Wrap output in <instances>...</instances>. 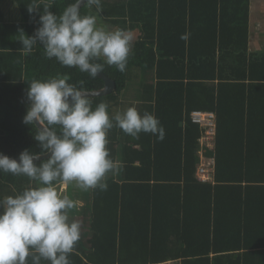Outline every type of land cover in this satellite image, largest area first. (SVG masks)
<instances>
[{"label":"trees","instance_id":"16d2710c","mask_svg":"<svg viewBox=\"0 0 264 264\" xmlns=\"http://www.w3.org/2000/svg\"><path fill=\"white\" fill-rule=\"evenodd\" d=\"M4 1L0 154L19 159L25 150L42 152L35 126L23 122L34 80L68 75L70 84L84 81L86 91L100 90L104 82L48 59L39 42L25 55L18 32L33 37L42 26L43 9L30 14L33 0H12L21 17L8 22ZM76 2L54 0L51 11L62 15ZM249 2L101 0L102 11L87 4L80 10L97 16L106 30L140 31L125 72L103 58L96 61L115 81L116 91L93 98V111L106 103L114 117L128 82L141 72L138 111L154 114L165 138L141 133L135 139L118 127L109 132L110 158L123 167L118 175L109 174L106 191L90 192V236L81 235L68 257L71 264H264V55L249 52ZM193 111L216 114L214 148L204 152L214 159L210 183L196 178L203 130L191 121ZM36 186L27 176L0 170V201ZM86 195L89 191L69 185L73 213L79 211L78 198Z\"/></svg>","mask_w":264,"mask_h":264},{"label":"clouds","instance_id":"9594fccd","mask_svg":"<svg viewBox=\"0 0 264 264\" xmlns=\"http://www.w3.org/2000/svg\"><path fill=\"white\" fill-rule=\"evenodd\" d=\"M82 3L102 11L101 0H77L58 16L51 11L54 0H33L28 12L39 13L42 8V26L33 37L19 30L21 51L28 55L39 42L48 59L55 58L64 67H78L93 78L104 72V66L96 62L101 58L108 66L125 72L133 52V35L98 26L97 16L81 15ZM70 79L64 75L43 82L34 80L27 91L30 106L23 122L35 126L34 139L42 152L25 150L19 163L0 154V170L27 176L37 183L22 194L0 201V264H28L29 258L33 264H41V260L71 264L68 257L81 239L82 226L70 222L69 213L76 208V202L62 196L58 186L107 190L109 174L118 175L123 167L120 161L110 158L108 150V135L114 127L135 139L141 133L158 135L161 141L165 138V130L155 115H141L136 107L114 117L109 115L106 103L93 111L84 81L77 86L70 84ZM43 153L50 154V158L38 166L34 161L40 160Z\"/></svg>","mask_w":264,"mask_h":264},{"label":"crops","instance_id":"0c3cea01","mask_svg":"<svg viewBox=\"0 0 264 264\" xmlns=\"http://www.w3.org/2000/svg\"><path fill=\"white\" fill-rule=\"evenodd\" d=\"M2 10H4L7 21H18L21 17L19 15L17 5L12 0H5L2 5ZM133 37L134 41L138 39L140 36L139 30H134L130 32ZM7 41L5 38L0 36V46H5ZM2 50V49H1ZM249 52L256 56L264 55V0H250L249 2ZM139 72V80L136 85H133L129 89L125 90V94H122L119 105L113 110V114L116 115L118 112L126 111L130 107H136L137 110H142L139 106L140 99L142 97V90H143V81L141 80ZM152 81V80H151ZM143 112V111H141ZM69 185H61L59 189V193L62 196H67ZM89 195L81 198L82 202H77L78 205V212L70 211V215H78L77 220L82 219L78 222H84L81 224V235L85 236V239L89 238V225H90V216H91V207H92V200ZM80 199V198H79ZM83 209L85 213H83ZM166 264H175L173 262H168Z\"/></svg>","mask_w":264,"mask_h":264},{"label":"built area","instance_id":"2783aa9c","mask_svg":"<svg viewBox=\"0 0 264 264\" xmlns=\"http://www.w3.org/2000/svg\"><path fill=\"white\" fill-rule=\"evenodd\" d=\"M191 121L203 130L199 140L203 150L199 152L200 164L196 171V178L203 183L214 180V159L205 156V150H212L216 140V114L209 111H193Z\"/></svg>","mask_w":264,"mask_h":264},{"label":"water","instance_id":"95a60500","mask_svg":"<svg viewBox=\"0 0 264 264\" xmlns=\"http://www.w3.org/2000/svg\"><path fill=\"white\" fill-rule=\"evenodd\" d=\"M85 3H86V0H85ZM85 5L86 4L82 3L81 4V9ZM97 78L101 79L104 82V87L102 89L96 90V91H87L90 94L91 99L105 97V96H108L109 94H111V93L116 91V83H115V81H113L106 74L101 73V74H99L97 76ZM37 127H38V125H37ZM48 158H50V154H44V155L41 156L40 160H36V161H34V163L41 162L43 160H47ZM10 159H15L19 163V159H16V158H10Z\"/></svg>","mask_w":264,"mask_h":264},{"label":"rangeland","instance_id":"374dc122","mask_svg":"<svg viewBox=\"0 0 264 264\" xmlns=\"http://www.w3.org/2000/svg\"><path fill=\"white\" fill-rule=\"evenodd\" d=\"M110 31H115V29H111ZM137 79H139L138 77H136L135 75H133L132 76V78H131V81L130 82H128V86H127V89H129L130 87H132L133 85H136V83L139 81V80H137ZM130 90V89H129ZM126 92H124L123 94H125ZM79 190H77V192H78ZM78 193H80V191L78 192ZM75 194V193H74ZM83 200H81V198L79 199L78 198V200H77V202L79 203V202H82ZM77 218H78V215H70V222H72V221H75V222H78V221H81L82 219H78L77 220ZM78 223H80V224H82V223H84L83 221L82 222H78Z\"/></svg>","mask_w":264,"mask_h":264}]
</instances>
